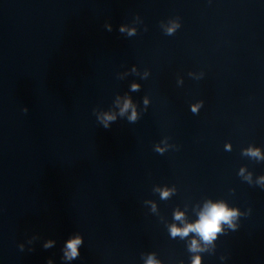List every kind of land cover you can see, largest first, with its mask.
Returning <instances> with one entry per match:
<instances>
[{"label": "water", "instance_id": "water-1", "mask_svg": "<svg viewBox=\"0 0 264 264\" xmlns=\"http://www.w3.org/2000/svg\"><path fill=\"white\" fill-rule=\"evenodd\" d=\"M249 148L264 157V0H0V264H264ZM209 202L236 228L172 235Z\"/></svg>", "mask_w": 264, "mask_h": 264}, {"label": "clouds", "instance_id": "clouds-1", "mask_svg": "<svg viewBox=\"0 0 264 264\" xmlns=\"http://www.w3.org/2000/svg\"><path fill=\"white\" fill-rule=\"evenodd\" d=\"M181 25L179 23H173L172 26H170L167 29L166 34L172 35L177 28H179ZM110 28V26H109ZM120 32L123 33L125 31V26L120 27ZM132 32H129V35H131ZM191 74V73H189ZM139 85L133 84L132 90L136 91L139 89ZM144 103L147 104V98H145ZM203 104V101L200 102ZM132 107V114L128 117L129 122H136L137 121V114L135 111V107L132 105L130 100H126L123 107L120 109L121 116L124 115V113ZM198 109V105H192L191 111L193 113H196ZM25 113H27L28 108L25 107L23 109ZM94 111V110H93ZM103 123V127L105 129L109 128V122H114L116 120V116L113 114L105 113L102 118H100ZM159 150V149H158ZM162 151V150H161ZM244 155H249L251 157H255L257 159H264V157H261L260 151L258 148H249L244 153ZM241 172H243V169H241ZM264 182V176H261L259 178L258 183ZM162 198H166L168 196V192H162L161 193ZM251 210V209H250ZM240 215L239 211L237 209H230L226 206L223 202L218 203H207L205 205L204 210L200 213L199 219L194 224H188L183 229H178L175 226L172 227L171 232L173 236L181 235V236H187L189 232H195L204 242L209 243L212 240L216 239L217 233L221 232L222 225L227 224L233 229L236 228V225L233 223V219ZM183 213H176V219H182ZM55 242L53 240H48L44 244L45 249H49L53 246ZM83 239L80 235H76L73 239H70L67 241L63 259L65 260H73L76 259L80 252L78 251V246L82 245ZM21 250H23V245L19 246ZM31 250V249H30ZM192 250H197V244L196 241H193L192 244ZM47 264H53L52 260L50 259ZM146 264H157V262L150 256L146 262ZM193 264H200L199 257H196L194 259Z\"/></svg>", "mask_w": 264, "mask_h": 264}]
</instances>
